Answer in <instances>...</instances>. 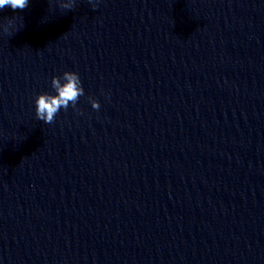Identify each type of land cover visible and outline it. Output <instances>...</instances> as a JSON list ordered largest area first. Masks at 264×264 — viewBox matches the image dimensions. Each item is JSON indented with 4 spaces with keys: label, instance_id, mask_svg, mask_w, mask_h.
<instances>
[{
    "label": "clouds",
    "instance_id": "clouds-1",
    "mask_svg": "<svg viewBox=\"0 0 264 264\" xmlns=\"http://www.w3.org/2000/svg\"><path fill=\"white\" fill-rule=\"evenodd\" d=\"M76 0H60V8L63 10H72ZM93 8L96 7L94 0H88ZM29 0H0V10L11 8L14 12L22 11L27 8ZM17 17L12 16L0 21V33L12 35L18 32ZM51 88L55 94L41 93L35 99V114L36 118L46 124H51L55 121L56 115L61 109L67 110L71 105L76 108L77 102L84 95L81 79L78 73L65 71L61 76H53L51 78ZM89 102L93 109L98 110L100 104L92 101ZM78 111V110H77Z\"/></svg>",
    "mask_w": 264,
    "mask_h": 264
}]
</instances>
